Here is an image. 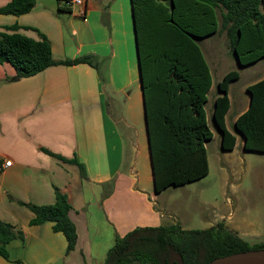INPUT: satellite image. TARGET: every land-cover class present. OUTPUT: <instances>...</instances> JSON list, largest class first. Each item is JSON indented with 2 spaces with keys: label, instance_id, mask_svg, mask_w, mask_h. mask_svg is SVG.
<instances>
[{
  "label": "crops",
  "instance_id": "obj_1",
  "mask_svg": "<svg viewBox=\"0 0 264 264\" xmlns=\"http://www.w3.org/2000/svg\"><path fill=\"white\" fill-rule=\"evenodd\" d=\"M10 1L0 0V8ZM36 1L28 13H0V32L19 25L18 32L39 39L40 31L57 59L89 56L92 64L54 65L21 78L11 63L0 64V220L24 235L9 242L10 259L0 255V264H103L117 236L159 226L165 214L147 200L148 166L141 172L134 157L151 154L132 2L83 0L69 6L66 0ZM216 93L212 115L222 94ZM248 95L247 102H236L233 128L230 96L226 114L235 148L242 138L245 151L251 150L244 148L235 122L250 105ZM43 148L76 157L84 171ZM7 159L13 164L2 167ZM150 170L154 186L151 160ZM56 189L68 196L77 227V246L70 254L66 236L53 229V222L30 224L29 205L54 203Z\"/></svg>",
  "mask_w": 264,
  "mask_h": 264
},
{
  "label": "trees",
  "instance_id": "obj_2",
  "mask_svg": "<svg viewBox=\"0 0 264 264\" xmlns=\"http://www.w3.org/2000/svg\"><path fill=\"white\" fill-rule=\"evenodd\" d=\"M66 0V4H67ZM36 0H11L2 14L30 12ZM145 102L154 189L162 192L174 185L199 180L210 171L206 144L214 137L206 111L213 76L199 44L205 37L227 29L231 49L247 66L264 58V0H131ZM68 5V4H67ZM70 6V5H69ZM0 32V64L11 63L18 78L34 76L54 65L92 64L89 56L57 59L49 38L39 31L35 39L18 32ZM30 29L31 27H25ZM237 70L218 83L222 92L214 103L212 118L221 132L222 148L233 150L236 137L226 125L230 108L229 88L239 79ZM249 107L236 119L235 127L245 141L244 148L264 153V78L249 85ZM64 163L84 166L75 158L43 148ZM31 225L53 222V229L67 238V254L78 242L77 227L70 217L68 196L56 189L52 204L29 205ZM24 238L11 223L0 220V255L10 259L7 245ZM253 249L223 222L205 229H183L179 224L137 227L117 236L103 264H205L215 258Z\"/></svg>",
  "mask_w": 264,
  "mask_h": 264
},
{
  "label": "rangeland",
  "instance_id": "obj_3",
  "mask_svg": "<svg viewBox=\"0 0 264 264\" xmlns=\"http://www.w3.org/2000/svg\"><path fill=\"white\" fill-rule=\"evenodd\" d=\"M219 17V32L199 41L213 75V88L206 105L214 131V137L206 144L209 173L199 180L172 185L158 193L153 186L148 151L134 157L141 172L148 166L145 195L154 204L155 211L165 213L161 225L179 224L183 229H205L223 222L253 245L264 242V153L242 149V138L237 148L224 150L221 132L212 118V106L218 83L228 72L237 70L240 77L231 82L229 91L233 100L229 126L233 128L231 119L234 109L238 108L236 102L240 99L247 102V86L264 77V58L256 64L239 65L220 11Z\"/></svg>",
  "mask_w": 264,
  "mask_h": 264
},
{
  "label": "water",
  "instance_id": "obj_4",
  "mask_svg": "<svg viewBox=\"0 0 264 264\" xmlns=\"http://www.w3.org/2000/svg\"><path fill=\"white\" fill-rule=\"evenodd\" d=\"M137 52H138V47H137ZM138 57H139V54H138ZM236 57H237L238 63H240L239 57L237 55ZM139 68L141 72L140 60H139ZM141 81H142V77H141ZM144 105H145V102H144ZM145 116H146V113H145ZM148 139H149V136H148ZM205 264H264V249H253V250L232 253L226 256L215 258L214 260L207 262Z\"/></svg>",
  "mask_w": 264,
  "mask_h": 264
},
{
  "label": "built area",
  "instance_id": "obj_5",
  "mask_svg": "<svg viewBox=\"0 0 264 264\" xmlns=\"http://www.w3.org/2000/svg\"><path fill=\"white\" fill-rule=\"evenodd\" d=\"M84 1L83 0H69L67 1L68 5H72V4H83ZM13 164V161L11 159H7L4 160L2 163V167H8L11 166Z\"/></svg>",
  "mask_w": 264,
  "mask_h": 264
}]
</instances>
